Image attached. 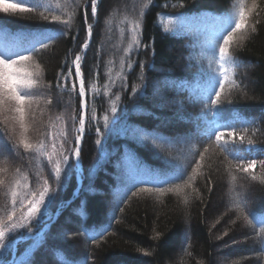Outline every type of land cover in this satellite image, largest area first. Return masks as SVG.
I'll list each match as a JSON object with an SVG mask.
<instances>
[{"label":"trees","instance_id":"trees-1","mask_svg":"<svg viewBox=\"0 0 264 264\" xmlns=\"http://www.w3.org/2000/svg\"><path fill=\"white\" fill-rule=\"evenodd\" d=\"M26 1L24 7L31 11L0 12V24L12 33L13 50L39 46L40 39L67 32L32 58L40 77L30 132L47 140L54 132L55 114L79 116L78 88L70 90L71 82L77 85L71 60L85 40L86 12L87 22H93L91 0ZM241 7L246 27L230 45L225 81L218 57L210 53L214 31L207 37L204 27L195 25L207 17L237 18ZM134 24L139 25L141 45L148 48L133 42ZM69 67L68 87L57 88L58 74H66ZM82 72L88 119L80 195L62 210L34 252L17 264H42L43 251L48 264H217L223 254L239 256L233 264H264V233L258 223L264 218V0H101ZM209 76L224 84L215 116L204 94ZM45 97H52L54 104L48 105ZM104 115L109 118L106 128ZM97 125L100 145L95 143ZM215 128L224 131L221 142L231 154L208 138ZM190 137L188 149L177 159L175 148ZM26 153L32 158V151ZM252 158L255 167L243 171ZM10 166L0 170V230L12 213L4 173H14L18 166ZM180 171L187 172L184 179L176 178ZM75 188L73 171L64 203ZM64 219L71 225L63 224ZM234 242L242 246H232Z\"/></svg>","mask_w":264,"mask_h":264},{"label":"snow or ice","instance_id":"snow-or-ice-1","mask_svg":"<svg viewBox=\"0 0 264 264\" xmlns=\"http://www.w3.org/2000/svg\"><path fill=\"white\" fill-rule=\"evenodd\" d=\"M24 0H20V3H14V4H6L3 3V0H0V12L7 13L10 10L16 11L19 10L21 12L24 11H31V8L22 7L21 4H23ZM97 3L98 0H91L90 3V10L91 15L93 17L97 14ZM182 6V5H181ZM255 7V5H253ZM47 19V17H45ZM55 19V18H54ZM88 14L85 13L83 17V22L86 25V36L83 44L81 45V52L78 55H75L74 59L71 60V65L74 66V71L76 77L79 79V89H78V95L81 97V113L80 118L77 120L75 116L72 117V126L71 129H65L61 133V142L59 144V148L61 150V153L58 154L57 152V142L55 137H53L51 142V148L52 152L47 156V159L49 163L51 164V172H52V180L56 185L61 184V177L62 173L64 172L65 168L69 164V160L72 158H75L77 162H79L80 159V143L84 138L85 133V109L87 108V102L84 100L85 97V84L83 79V73L81 71V64L83 61L84 55L87 53V50L89 49V45L92 38L93 33V25L88 23ZM65 25H68V21H63ZM169 23H172V21H169ZM70 26V25H69ZM246 27V12L243 7L240 8L238 17L232 18L230 16H225L221 20L217 21L215 31L212 35V37L209 39V46L210 50L212 52V55L214 57H218V64L219 68L222 70V74L224 76V80L226 81L228 79L227 72L228 69L225 67L226 61L231 60L232 58L229 56V48L232 44L234 37L236 36V33L240 32L243 28ZM138 24H134L132 26V40L134 43H136L137 47L143 46L144 48H148V44L141 45L140 40L138 39ZM67 32H59L55 35L44 37L39 40V46L33 45L29 49H25L23 51H10V50H3L0 49V104H4L6 102H12L15 113L18 114V123L19 127L23 129L24 131H27L25 126V113L28 110V108L31 107V103L37 98V92L35 90V85L38 83L36 79H34V74L32 72L27 71V69L22 68V66L25 64V62L32 60L33 55L36 54L41 48L48 47V43L50 40H54L59 35H66ZM76 37H73V40L75 41ZM243 39V37H241ZM131 50V46H129V51ZM131 66V65H130ZM39 67V65H37ZM73 68L69 67L66 74H58L57 76V88H67L68 83L71 81ZM235 83V81H233ZM51 87V86H49ZM77 85L75 82H71V89L72 91L76 90ZM224 92V84L220 81H218L215 77L209 76L206 82V86L204 88V94L207 96L208 104L209 106H212V114L218 115V109H216L214 106L218 105L220 102L221 94ZM117 99H119V96H117ZM45 101L48 105H53L54 101L52 97H45ZM59 102L58 100L56 101ZM111 111L115 113L116 108L115 106L112 107ZM92 120L96 119L95 114L91 116ZM108 115L103 116L104 121V127L106 128L108 126ZM78 124V127H77ZM72 133V141H74V146L69 147L67 150L64 149V144L69 143L68 136L69 132ZM224 131L219 128L212 129L210 132L207 133L208 138L210 140H214V142L217 144L218 147H220L225 153L231 154L229 151V148L227 146V143H222V137L224 136ZM229 136H235L234 131L228 132ZM96 140L95 143L97 145L101 144V137L102 133L100 131L99 125L96 127ZM243 139V137H241ZM21 143L24 147V149H32L33 145L27 142L25 139H21ZM249 145H251V141L248 142ZM44 143L43 141H40L37 146V151L40 149H43ZM9 149L11 150V147L9 146ZM3 147L0 146V154H2ZM207 151V149H205ZM59 155L58 159H53L54 156ZM234 159L236 157H233ZM200 159L203 160V156H200ZM261 165L264 166V160L260 161ZM256 165V159L252 158L249 160L247 165L243 167V171L248 172L252 168H254ZM196 167L199 168V163L196 164ZM17 172H19V169H16ZM187 175L186 171H180L177 179H184V177ZM26 183L24 184V187H28L27 184V177H24ZM189 180L191 177L188 178ZM255 179V177H253ZM162 182H170V181H162ZM4 181L0 180V184H3ZM44 188L39 193L38 198H34L29 200L27 203L30 205L27 207L26 213L22 214L21 219L24 221V223H21L19 225H16L15 223V212H16V206H17V200L16 196L17 193L15 190L12 191V214L8 216L9 221H13V223L10 225L11 228L20 227L25 228L27 230V234L31 235V225L34 219L37 217L43 218L44 213L49 210V205L52 203V199L50 197V188L51 185L48 184V180L45 179L43 181ZM19 182L17 181V187H19ZM143 191H146L148 189H142ZM76 194V193H74ZM47 200V203H46ZM23 203V202H21ZM253 219H257L255 214H252ZM247 218V217H246ZM251 224L252 221H249ZM258 223L261 225L260 231L261 233H264V218L259 219ZM95 239V238H94ZM9 246L4 243V233L3 231H0V253L8 251ZM147 254V253H146ZM0 264H16L15 261H4L0 260Z\"/></svg>","mask_w":264,"mask_h":264},{"label":"rangeland","instance_id":"rangeland-1","mask_svg":"<svg viewBox=\"0 0 264 264\" xmlns=\"http://www.w3.org/2000/svg\"><path fill=\"white\" fill-rule=\"evenodd\" d=\"M3 3L14 4V3H20V1L19 0H3ZM21 6L24 7V4H21ZM9 12H13V11L10 10ZM237 39H241V37L239 36L237 37ZM22 68H25L27 69V71L32 72L34 74V79L37 80V78L40 77V72L39 70L37 71V66L34 65V62L32 60L25 62ZM249 70H250V67L247 68L246 73H248ZM244 77L245 79H247L248 78L247 74ZM155 89L157 90L156 86H155ZM37 101L38 99H35L34 102L31 103V107L28 108V110L25 113V126H26L27 131H24L23 129L19 127L18 114L15 113L14 111L13 103L6 102L4 104H0V146L3 147L2 154H0V170H2L3 166L5 165L10 166V164L11 166H16V167L18 166L19 170L21 169L19 172L15 170L14 173H12L13 171L9 172V170L7 169V172L4 173V174L8 173V176H5L6 182L8 179V183L6 184L5 189H7V193H9L8 196H9L10 204L12 201V191L15 190L17 193V196H16L17 206H16V212H15V218H14L16 225L24 223L21 217L23 213H26L27 207L30 206L28 205L27 202L31 199L38 198L39 193L44 188L43 181L47 179L48 184L51 185L49 195L52 199V203L49 205V210L44 213L43 218L37 217L36 219L33 220L32 225L30 226L32 229L30 236L27 234V230L25 228H20L18 226L15 228H11L10 225L13 223V221H8V223L5 224L0 230V231H5L3 232L4 233V243L9 246L8 251L0 253V260L10 261L14 255V251L16 250V258H15L16 264L18 263V261H22V260L24 261L27 257H29L34 252V250L39 246V243L43 237V235H40V232L42 231L43 228L47 226V224H49L54 219L56 213L66 204V202L65 203L63 202V196H64V192H66L68 188V182L70 178L73 177V171L76 173L75 178H77V185H78L79 170L78 168H76V171H75L74 164H71V161H73L72 159L69 160L68 166L65 168L64 172L62 173L60 185H56L53 182L52 172H51L52 166L47 159V156L51 154L52 152L51 142H52L53 137H55L56 139V142L58 145L57 152L58 154H60L61 150L59 148V144L61 142V133L65 131L66 128L71 129L73 116H75L77 120H78V117L77 115H74V114H70V115L67 114L68 116L64 117V116L54 113L55 119L52 122V127L54 128V132L50 134V138L49 139L47 138V140H45L44 138H42L43 135L33 137L31 135L33 130H31L30 132V125H31L30 121L35 124V121L31 118V116L37 115L36 114L37 113V103H38ZM41 121L42 123H44V124L40 123L42 127V131H43L46 125L45 118L41 117ZM40 131H41V128H40ZM22 138L27 140V142L29 143L31 142V139L32 140L37 139V140L35 141V144L32 143V145H34L32 149L26 150L24 149L21 143ZM191 139H193V137L186 139L184 143H182V147L180 149L179 147L175 148L174 145L172 146L173 150L175 148V152H176L175 156L177 159H180L181 158L180 156H182L184 152L188 149L187 142H189ZM68 140H69V143L64 144L65 150H67L69 147L74 145V141H72L71 131L69 132ZM40 141H43V143L47 146L46 150L44 148L40 149L39 151L36 150ZM208 145L209 143L205 144L203 146L204 147L203 149H207L206 147ZM9 146L11 147V150L9 149ZM31 151L33 152L31 154L32 158L29 159V157L26 156L27 155L26 152L29 153ZM14 157L16 158L25 157L26 159L28 158V160L25 163V161H22V160L18 161ZM58 158H59V155L53 157V159H58ZM29 162L30 164L31 163L32 164L28 168H26L27 163ZM33 169H34V172H31L33 171ZM29 173L37 175V179H31V178L29 179V176H28ZM25 176L28 178L27 179L28 187H24V184L26 183L24 179ZM17 181L19 182V185H20L19 187H17ZM180 190L181 189H179L178 191ZM76 191H77V188H76ZM224 202L226 206L228 207V210L231 211L232 207L230 206V204H228L229 201H227L226 196L224 197ZM46 203H47V200H46ZM234 217L235 216H233L232 214V219H234ZM239 217L240 218L242 217V221L245 220L243 216L239 215L238 218ZM69 222L70 221L64 219L63 224H66ZM70 223H69V226L71 225ZM59 229H61V227H57L56 231ZM183 237L184 239L187 237V231L183 232ZM241 244L242 243L240 242L238 243L234 242L232 246L238 247ZM247 245L249 247L253 246V244L251 243L249 244L247 243ZM227 246L228 244L226 245V247L223 246L224 249H227ZM238 257L234 255H231L228 257L227 255L223 254V256H219L217 260V264H233V261L236 260V258L238 259ZM47 259L48 258L46 257V252L43 251V255H41L40 262H42V264H48Z\"/></svg>","mask_w":264,"mask_h":264}]
</instances>
